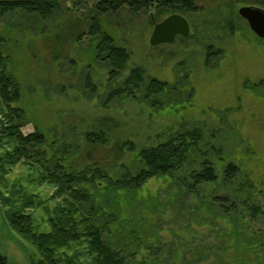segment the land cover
<instances>
[{"label": "rangeland", "instance_id": "374dc122", "mask_svg": "<svg viewBox=\"0 0 264 264\" xmlns=\"http://www.w3.org/2000/svg\"><path fill=\"white\" fill-rule=\"evenodd\" d=\"M61 1L62 11L45 20L16 10L0 23L6 72L19 91L12 107L24 114L22 133L42 132L47 156L63 144L70 145L76 159V150L85 145V133L94 131L102 117L111 118L117 126L106 131L108 143L119 140L134 145L133 151L107 168L112 175L122 170L135 173L142 167L140 149L162 142L175 130L199 126L202 152L191 157L188 170L198 169L202 155L210 158L219 175L227 160L236 163L252 181L254 201L264 211V39L238 14L243 5H257L202 0L205 8L195 16L197 25L185 17L190 39L179 36L173 43L152 47L153 6L137 12L123 6L100 15L93 9L99 0ZM91 17L100 22L101 31L95 35L90 34L96 31ZM163 19L154 18L155 22ZM101 32L113 36L130 55L116 77L109 74L106 60L95 56ZM138 66L144 70V83L131 95L125 92L110 99L109 94ZM153 79L171 87L162 94H147ZM1 104L0 98L2 114ZM103 152L95 151L93 157L101 160ZM8 177L43 199L54 192L45 183L37 184L22 162L13 166ZM221 190L210 185L206 196ZM176 193L169 178L149 179L137 193L136 199L144 205L134 215L127 206L131 195L124 197L128 199L121 203L128 222L126 234L133 228L139 240L127 264H264V215L244 220L239 232L219 210L211 214L205 207L196 209V199ZM34 215L41 229H48L44 212L36 209ZM0 252L11 264H29L36 255L34 247L1 216Z\"/></svg>", "mask_w": 264, "mask_h": 264}, {"label": "trees", "instance_id": "16d2710c", "mask_svg": "<svg viewBox=\"0 0 264 264\" xmlns=\"http://www.w3.org/2000/svg\"><path fill=\"white\" fill-rule=\"evenodd\" d=\"M238 1L264 8V0ZM154 2L99 0L93 9L104 15L115 13L123 6L135 12L153 6L155 20L179 13L197 25L195 16L205 8V5L201 6L202 0ZM16 10L45 20L62 11V1L0 0V23L7 13ZM91 19L96 31L90 30V34L95 35L101 31L100 22L96 23L94 17ZM99 35L101 40L95 47V56L106 60L109 74L116 77L126 68L130 55L114 41L113 36L102 32ZM3 42L0 34V98L4 103L1 104L4 110L2 114L0 112L3 117L0 119V216L11 230L34 247L36 255L29 258V264H127V256L129 252L132 254L139 240L133 228H128L130 233L126 234L128 222L122 216L121 203L124 197L131 195L127 206L133 215L136 214L144 205L136 199L138 191L149 179L156 177L169 178L177 188L178 197L196 199L194 208L205 207L211 214L219 210L239 232L245 226L244 220L255 221L264 215L261 206L254 201L252 181L236 163L227 160L219 175L210 158L202 155L198 169L188 170L191 157L202 152L200 146L204 139L199 126L175 130L162 142L140 149L138 157L142 167L135 173L122 170L111 175L107 170L127 151L134 150L131 141L108 143L106 131L116 127L117 123L107 117L99 120L94 131L85 133V145L79 152L76 150V159L75 151L67 144L47 156L43 150L47 140L42 132L34 130L25 135L21 131L24 114L19 107H12L19 98V91L13 77L6 72ZM143 83V68L134 67L123 85L113 90L109 98L125 92L131 95L132 89H138ZM170 87L167 82L153 79L149 80L146 91L147 94H162ZM90 90L93 92L94 89ZM153 101L155 106H159L158 99ZM102 150L101 160L95 159L94 152ZM19 162L31 170L37 184L45 183L54 188L49 198L43 199L34 189L8 177L13 166ZM29 178V182L33 183V177ZM210 185L223 190L217 195L206 196L205 189ZM51 200L56 201L50 207ZM36 209H41L46 215L48 229H41L42 223L34 215ZM0 264H11L1 252Z\"/></svg>", "mask_w": 264, "mask_h": 264}, {"label": "water", "instance_id": "95a60500", "mask_svg": "<svg viewBox=\"0 0 264 264\" xmlns=\"http://www.w3.org/2000/svg\"><path fill=\"white\" fill-rule=\"evenodd\" d=\"M240 17L245 19L251 30L264 39V9L257 6L243 5L238 9ZM153 31L149 43L156 47L163 43H173L176 36H188L190 27L185 16L173 13L160 22H155L152 13Z\"/></svg>", "mask_w": 264, "mask_h": 264}, {"label": "flooded vegetation", "instance_id": "af4514ba", "mask_svg": "<svg viewBox=\"0 0 264 264\" xmlns=\"http://www.w3.org/2000/svg\"><path fill=\"white\" fill-rule=\"evenodd\" d=\"M188 23H189V27H190V22L188 21ZM188 35H189V34H188ZM177 37H179V36H176V38H177Z\"/></svg>", "mask_w": 264, "mask_h": 264}]
</instances>
